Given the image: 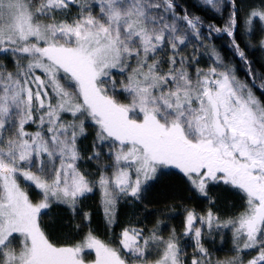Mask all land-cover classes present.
<instances>
[{
  "label": "snow or ice",
  "instance_id": "1",
  "mask_svg": "<svg viewBox=\"0 0 264 264\" xmlns=\"http://www.w3.org/2000/svg\"><path fill=\"white\" fill-rule=\"evenodd\" d=\"M0 264H264V0H0Z\"/></svg>",
  "mask_w": 264,
  "mask_h": 264
}]
</instances>
